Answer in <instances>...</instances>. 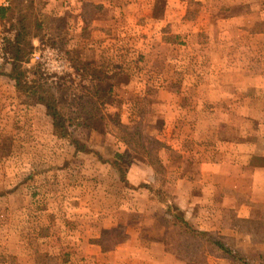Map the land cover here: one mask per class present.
Here are the masks:
<instances>
[{
  "label": "rangeland",
  "instance_id": "obj_1",
  "mask_svg": "<svg viewBox=\"0 0 264 264\" xmlns=\"http://www.w3.org/2000/svg\"><path fill=\"white\" fill-rule=\"evenodd\" d=\"M185 1L196 26L187 30L96 32L91 19L102 4L69 17L53 0H13L0 18L11 57L1 70L12 69L11 39L27 33L22 45L32 40L40 59L26 55V78L53 87L70 134L57 135L47 107L0 77V262L85 264L70 236L92 233L110 249L141 222L146 231L164 226L169 247L190 264H216L210 256L243 264L186 226L177 207L169 217L167 205L180 180H196L203 159L228 161L230 149L252 146V164L264 166V0ZM141 161L148 172L136 186L128 172ZM218 235L262 263L264 232Z\"/></svg>",
  "mask_w": 264,
  "mask_h": 264
},
{
  "label": "crops",
  "instance_id": "obj_2",
  "mask_svg": "<svg viewBox=\"0 0 264 264\" xmlns=\"http://www.w3.org/2000/svg\"><path fill=\"white\" fill-rule=\"evenodd\" d=\"M53 1L60 6L59 10L56 11L58 16H61L66 10V13L70 14L69 17H75L88 4H102V12L96 13V16L91 19L92 26L97 29L95 31L101 33H122L132 26L137 27L135 30L145 28L157 32L163 26L178 23L186 30L190 27H196L190 22L186 14L187 2L185 0H163V4L161 0ZM159 5L163 6L158 12ZM12 9L13 0H0V18L5 20L4 14ZM143 17L146 18L144 24L140 22ZM7 73L9 72L3 75H8ZM247 148L239 154L230 149L228 161L223 160L222 162L214 155L212 158L203 159L200 162V172L195 176L196 180L191 177L192 181L190 180L189 183L186 180H180L182 184L177 183L173 188L174 200H170L169 205H167L169 217H174L173 212L177 207L182 218L192 228L210 232L212 235L215 233L232 235L239 233L234 226V217L254 219L259 213L264 214V166L252 164L255 149H252V146ZM238 155H241L244 160H234V156ZM262 156L264 157V153ZM138 164L133 165L128 172L129 181L136 186L142 182L145 172H148V165L143 162L141 165ZM186 177L184 175L182 178L185 179ZM187 184L189 186H186ZM157 205L158 201L154 197L152 206ZM144 208L141 206L133 207L132 211L138 213L142 212ZM119 220H116V225H129L124 220ZM101 224H104L102 225L104 230L109 228L107 221ZM129 227L127 238L110 249H104L101 244H98L94 240L97 235L94 237L92 233L72 235L70 242L71 240L73 243L79 242V246L74 245L73 253L84 257L85 264H190L169 247L164 226L153 227L150 231H146L144 225L139 222ZM8 238L11 239L12 237ZM217 238L226 241L219 235ZM211 257L217 260L216 264L223 260L222 257ZM0 264L10 263L4 260ZM29 264L39 263L33 261Z\"/></svg>",
  "mask_w": 264,
  "mask_h": 264
},
{
  "label": "trees",
  "instance_id": "obj_3",
  "mask_svg": "<svg viewBox=\"0 0 264 264\" xmlns=\"http://www.w3.org/2000/svg\"><path fill=\"white\" fill-rule=\"evenodd\" d=\"M26 34L27 33L19 30L16 33L14 39H11L12 41H10V43L12 44L11 52L13 61L11 63L12 69L7 74L11 77V79L14 80L16 89L25 96L26 100L29 103H42L47 107L48 114L53 118V124L56 134L61 137H70V134H68V130H66L64 123L61 120V114L57 109L53 87L40 80H28L26 78L25 70L23 69V62H27V60H25L26 55L32 54L34 50V44L32 40L28 42V49L23 47L22 44L25 41ZM3 74L6 73L1 70L0 66V75ZM73 142L77 145L76 140H74ZM143 148L144 147H142L141 150H143ZM146 155L150 156V153H148L147 151ZM149 161L152 165L154 164V161L152 159H150ZM155 168L157 167L155 166ZM180 219L186 226L190 228L192 227L182 217ZM234 226L239 232H244L247 234H255L261 231L264 232V217L262 219L234 217ZM194 231L202 235L206 239V241L208 240L214 247L227 254L231 259L241 261L243 264H253L251 261V256L253 255L248 256L247 254H241L239 250L234 249L232 246L226 244L223 240L214 238L210 232L200 231L197 229H194ZM258 258L262 260L261 264H264V251L259 252Z\"/></svg>",
  "mask_w": 264,
  "mask_h": 264
},
{
  "label": "built area",
  "instance_id": "obj_4",
  "mask_svg": "<svg viewBox=\"0 0 264 264\" xmlns=\"http://www.w3.org/2000/svg\"><path fill=\"white\" fill-rule=\"evenodd\" d=\"M2 40V42H0V44H1V50H2V56L0 57V61H4L5 59H11V57H10V54H9V52L8 51H6L4 48V40L3 39H1ZM31 56L33 57H31V59L32 60H39L40 59V54H38L37 52H33L32 54H31Z\"/></svg>",
  "mask_w": 264,
  "mask_h": 264
}]
</instances>
